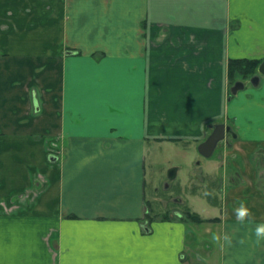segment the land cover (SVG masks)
<instances>
[{
	"label": "crops",
	"instance_id": "1",
	"mask_svg": "<svg viewBox=\"0 0 264 264\" xmlns=\"http://www.w3.org/2000/svg\"><path fill=\"white\" fill-rule=\"evenodd\" d=\"M235 59L264 60V0H0V264H264V77L228 100ZM165 152L193 155L176 207Z\"/></svg>",
	"mask_w": 264,
	"mask_h": 264
},
{
	"label": "flooded vegetation",
	"instance_id": "2",
	"mask_svg": "<svg viewBox=\"0 0 264 264\" xmlns=\"http://www.w3.org/2000/svg\"><path fill=\"white\" fill-rule=\"evenodd\" d=\"M263 61V60H262ZM262 61H260V63L262 62ZM259 63V64H260ZM259 66V65H258ZM258 66H257V68H256V70H255V72L253 73V74H251V75H249V76H246V77H242V76H240V75H237V76H235V78L233 79V81L232 82H230L229 81V79H228V75H227V79H228V81H229V85H230V88H229V94H228V100H230L231 99V97H233V96H236L240 91H242V90H244L245 88H246V86H248V85H251V86H254V87H256V86H258V84H259V82H260V78L261 77H264V75H260L259 73H258ZM236 83H242L243 84V87H242V89L241 90H239V91H237V93L236 94H231V88L236 84ZM214 126V125H213ZM213 126H211V128H210V133L208 134V136L211 134V132H212V130H213ZM226 126H228V125H226ZM208 136H207V138H208ZM206 138V139H207ZM205 139V140H206ZM236 139V138H235ZM234 138H233V135L232 134H226L225 135V137H224V140H223V142L222 143H219L218 144V146H217V148H221V147H223V148H228L229 146L231 147V145H232V142L235 140ZM199 147V146H198ZM216 148V149H217ZM215 149V150H216ZM198 150V149H197ZM214 150V151H215ZM214 151H213V153H214ZM198 153H199V151H198ZM213 153H212V155H213ZM212 155L209 157V158H211L212 157ZM199 156H201L202 158H205V157H203L200 153H199ZM198 163H199V161H198ZM199 165V164H198ZM171 169H173V168H169V170H168V172H167V175H166V178L167 179H169V176L168 175H171ZM175 170V169H174ZM176 171L177 170H175V174H176ZM175 174H174V176L173 177H175ZM166 179V183L164 182L163 183V190L165 191L164 193H166V192H171V195H172V197H171V200L170 201H173V202H175L176 204H177V202H179V200H178V194H177V191H178V189H176V187L172 190V183H174V181H173V178H172V183H168L167 180ZM170 180V179H169ZM222 180H223V178L222 177H219V181L218 182H216V181H214V183L212 184V186L214 187V189L215 190H217L218 192H222L223 191V188L221 187V183H222ZM234 184V183H236V180L234 179V177H233V179H230L229 180V184ZM155 190L156 191H160L159 190V188L158 187H156L155 188ZM163 203H165L164 201L162 202V204ZM5 209H7V208H5ZM190 215H194V216H196V217H198L197 215H195V214H190V213H188L187 212V214H186V216L188 217V218H190L189 216ZM199 218V217H198ZM200 221H201V219H200Z\"/></svg>",
	"mask_w": 264,
	"mask_h": 264
},
{
	"label": "water",
	"instance_id": "3",
	"mask_svg": "<svg viewBox=\"0 0 264 264\" xmlns=\"http://www.w3.org/2000/svg\"><path fill=\"white\" fill-rule=\"evenodd\" d=\"M257 70L260 75H264V60L259 64ZM242 87V83H236L231 88V94H236L237 91L242 89ZM212 128L213 130L211 134L198 147L199 153L205 158H209L212 155L213 151L217 148L218 144L223 142L226 134H232L234 139L237 137L233 129L229 125L226 126L225 124H215ZM174 174L175 170L171 169V175H168L169 179H172Z\"/></svg>",
	"mask_w": 264,
	"mask_h": 264
},
{
	"label": "rangeland",
	"instance_id": "4",
	"mask_svg": "<svg viewBox=\"0 0 264 264\" xmlns=\"http://www.w3.org/2000/svg\"><path fill=\"white\" fill-rule=\"evenodd\" d=\"M238 77V76H237ZM219 149L220 148H217L215 151H214V153H213V155H212V157L213 158H216L217 157V155H218V151H219ZM162 156H163V162H160V164H162V165H160V171H159V177H158V179H159V183H158V188H159V192H161V193H164L165 191L163 190L164 188H163V183H162V180L164 179V177L166 176V171H167V169H163L162 170V167H163V164H165V165H167V162L169 161V163L170 164H172V165H185V164H183V162L184 161H186V163H189V162H191L192 161V158H193V155L192 156H188V159L187 160H182L181 158H180V156H178L177 154H174V153H171V152H165L164 154H162ZM195 158V157H194ZM196 158H198V160L200 161H205L201 156H199L197 153H196ZM190 168H188L187 170H189ZM162 170V171H161ZM173 185H172V190L176 187V189H179L180 187H181V183H180V181H179V179H177L176 181H175V183H172ZM180 186V187H179ZM149 189H150V186H148V191H149ZM158 192V193H159ZM161 195V194H160ZM162 197V196H161ZM172 206H174V207H176V206H178V205H176L175 204V202H173V201H168Z\"/></svg>",
	"mask_w": 264,
	"mask_h": 264
},
{
	"label": "trees",
	"instance_id": "5",
	"mask_svg": "<svg viewBox=\"0 0 264 264\" xmlns=\"http://www.w3.org/2000/svg\"><path fill=\"white\" fill-rule=\"evenodd\" d=\"M258 60L249 59H235L228 62L227 75L230 82L233 81L235 76L240 75L242 77L249 76L253 74L259 65ZM191 219L200 221V219L194 215L189 216Z\"/></svg>",
	"mask_w": 264,
	"mask_h": 264
},
{
	"label": "clouds",
	"instance_id": "6",
	"mask_svg": "<svg viewBox=\"0 0 264 264\" xmlns=\"http://www.w3.org/2000/svg\"><path fill=\"white\" fill-rule=\"evenodd\" d=\"M234 211L241 222L246 221L247 218L251 215V209L246 205V202L243 200H241L239 206L236 207ZM254 231L258 240L264 239V221L257 222L255 224Z\"/></svg>",
	"mask_w": 264,
	"mask_h": 264
}]
</instances>
